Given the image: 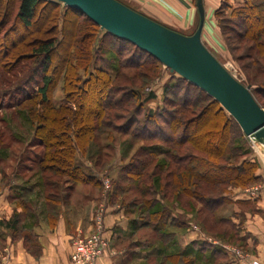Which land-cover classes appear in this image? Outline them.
<instances>
[{
	"label": "trees",
	"instance_id": "obj_1",
	"mask_svg": "<svg viewBox=\"0 0 264 264\" xmlns=\"http://www.w3.org/2000/svg\"><path fill=\"white\" fill-rule=\"evenodd\" d=\"M61 4L54 0H19V21L28 30L39 24V37L23 44L25 38L20 35L18 39L21 43L13 39L11 46L4 45L2 53V59L8 60L5 64L11 70H19L17 74L22 77V80L18 78L21 88L7 96L11 99L14 98L12 94L18 96L16 106L26 109L34 121L36 133L33 144L42 148L43 154L36 156L33 163L39 166L41 172L65 176L81 184H97L96 175L87 174L78 163L77 150L86 152L102 134H106L112 142L115 133L128 135L131 131L133 138L146 143L134 156L128 170L129 179L139 182L135 188L140 197L152 190L142 183L144 178L156 176L155 171L146 172L159 155L184 169L164 174L166 180H173L169 183L175 185L173 194L194 197L203 209L210 210L212 214L229 199L224 196L217 199L206 197L198 191L200 187L194 180L204 183L205 193L211 187L246 188L257 181L258 164L248 158V153L239 144L245 138L243 131L215 99L181 78L187 86L199 90L201 95L192 99L186 92L182 101L166 99L167 107L161 113L149 111L143 119L139 118L143 114L144 101L155 96L151 94L142 101L140 89L135 86L122 89L121 85L116 86L115 83L123 80L127 84H135L136 80L124 70L152 71L159 61L135 45L102 30L80 11L67 6L63 9ZM237 15L240 22L232 29L236 37L240 41L257 42L264 46V4L249 2L244 8L238 9ZM79 17L84 19L83 25L79 24ZM28 33L31 34V31ZM107 40L118 43L120 47L116 52L120 60L119 67L114 69V79L111 68L96 66L101 60L102 49L98 42ZM125 47L132 48L134 61L122 60L127 51ZM107 50L109 52V47ZM61 79L65 98L57 106L51 92ZM248 86H258L259 91L256 93L262 94L264 98V83H249ZM260 90L263 92L260 93ZM257 101L264 108L258 96ZM120 109L127 112V117L114 113ZM121 120L125 121L120 124ZM154 141L157 143H152ZM189 150L200 152L203 157L191 154ZM232 161L235 164H231ZM99 164L100 160L97 166ZM116 189L124 192L120 186H116ZM166 209L164 207L162 211L149 213V219L153 221L151 228L160 234L158 240L163 244L174 242L176 237L175 233L165 231L168 225ZM51 215L56 220V215ZM14 216L12 221L4 223L7 228L17 227L20 215ZM219 220L220 223L224 222ZM131 228L137 231L141 224L133 220ZM23 238L28 250L39 255L41 247L37 238L31 233H25ZM205 245L191 243L173 257L189 264L196 263L199 258L196 257L195 248L199 246V250L207 251ZM189 257L190 260H187ZM202 258L208 256L202 255Z\"/></svg>",
	"mask_w": 264,
	"mask_h": 264
},
{
	"label": "rangeland",
	"instance_id": "obj_2",
	"mask_svg": "<svg viewBox=\"0 0 264 264\" xmlns=\"http://www.w3.org/2000/svg\"><path fill=\"white\" fill-rule=\"evenodd\" d=\"M119 1L134 10L138 9V6L129 0ZM249 2H256L259 5L264 4V0H231L223 3L216 12L209 16L214 24V35L209 34V40L203 35V43L206 47L245 86H248L249 83L255 85L264 83V46L257 42L240 41L232 31L240 22L237 15L238 9L244 8ZM61 5L64 9L65 5ZM18 11L19 0H0V190L3 193L8 191L10 196L17 199L13 216L9 221H1L3 224L1 226L12 221L15 214L20 215L17 227L15 229L11 228L13 240L19 242L24 239L25 233L33 234L41 223L54 226L64 210H70L73 204L77 206L83 199L90 198L96 201L94 206H92L93 204L90 205L93 212L91 215L92 229L88 233L83 231L82 233L87 235L93 231L94 221L99 213L103 214L105 222L110 207L116 212H123L124 217L122 220L125 219V227L127 228L124 229L125 232L123 233L126 237L124 243L121 245L109 243L103 254L97 257L93 264H98L105 255L112 252V249L119 251L125 249L128 253H132V250L138 251L133 255L135 260L129 256L130 258L126 264H189L187 261H180L173 256L174 253H179L182 250L181 236L184 233L193 236L195 232L200 236V243L207 244L205 246L208 247V250L201 251L199 246L195 248L196 257L199 260L201 259V262L195 263L194 261L192 264H213V262L221 261V259L218 260V257H214L218 261H202L204 260L202 255L211 257L212 252L216 253L213 255L221 256L222 259L237 264H242L244 261L250 263L256 261L264 264V260L261 261L263 256L257 253L256 244L251 241V235L244 230V224L247 220L257 226H261L264 222V204L260 205L258 203L260 194L264 190V147H260L251 138L245 136L239 144L242 150L248 153V158L258 164L257 175L259 178L255 183L248 185L246 188L216 186L211 187L205 193L203 192L204 183L194 180L196 181L195 184L200 187L198 191L206 197L217 199L224 196L229 199L213 214L210 210L203 209L194 197L173 194L175 189L173 186L175 185L169 184L173 180L171 178L166 180L164 174L168 171L178 172L184 169H180L174 162L161 155L149 166L146 172L155 171L156 176H152L151 179L144 178L142 183L144 187L152 190L147 195L140 197L135 188L139 182L129 179L128 170L132 165L134 156L146 143L133 138L131 131L128 135L115 133L112 142L108 140L106 134H102L97 142H93L88 147L86 152L77 150L78 163L87 174L96 175L97 184H81L65 176H55L40 171L39 166L33 163L36 156L43 154V149L33 144L36 133L34 121L30 118L26 109L16 106L18 96L12 94L14 97L12 99L7 96L9 93H14L16 89L21 88L18 78L22 80V77L17 74L19 70H11L5 64L8 60L2 59L4 45L11 46L13 39H17L16 43L20 44L21 41L18 39L20 35L25 38L23 44L39 37V32L37 33L39 24H35L34 29L24 28L18 19ZM80 23L84 24L82 17H79ZM60 24L62 25V21ZM69 26L70 24L67 27L69 28ZM196 26L197 23L192 31L185 34H193ZM30 31L32 35L28 33ZM100 35H98L99 39L101 38ZM99 42L98 46L101 45L102 47L100 50L101 60L97 62L96 66L111 68L110 73L114 79L116 75L114 69L119 67L118 61L120 60L119 55L116 53L120 49L119 44L112 43L110 40L103 43L102 41ZM108 47L109 52H107ZM125 48L127 51L123 54L122 60L132 59L134 61L132 48ZM124 73L136 80V83L127 84L123 80H119L115 83L116 86L121 85L122 89L132 86L137 87L140 89L142 101L151 94L155 96L151 100L144 101L143 114L139 115L141 119L149 111L161 113L167 107L166 99L182 101L186 92L192 96V99L201 95L199 90L187 86L183 80H180L181 77L178 74L172 73L170 69L159 62H156L152 71L133 69L124 70ZM63 86L64 82L61 79L51 92L53 102L57 106L65 98ZM257 87L251 86V92L256 100L258 96L264 105L263 95L256 93L259 91ZM261 92L263 91L260 90ZM132 105L134 106V103ZM127 111L130 112L131 109L128 108ZM114 113L127 117V112L125 113L121 109L115 110ZM124 121L121 120L120 124ZM155 151L159 152V150ZM189 152L203 157L200 152L190 150ZM98 160H100V164L97 166ZM231 164H235V162L232 161ZM116 186L122 187L124 192L117 190ZM254 188H258V191L253 195ZM153 192L156 193L153 194ZM113 196L115 197L113 198ZM237 197H243V199H249L252 202L241 204L236 202ZM69 202L73 203L69 204ZM155 202L158 204H155ZM144 203L148 206H145ZM164 207L167 208L168 216L166 217L168 225L165 231L176 234L172 246L171 243L163 244L158 240L160 234L153 232L151 228L153 221L149 219L151 211H162ZM18 208L20 211H18ZM51 214L56 215V220ZM219 219L224 222L220 223ZM133 220L141 224V228L137 231H133L131 228ZM148 224L149 226H145ZM79 231L71 235L70 239L72 248L70 254L71 264H78L72 260V253L75 236ZM169 237H172V235ZM0 245L4 244L0 243ZM24 247L27 250L29 248L25 241ZM213 248H215L214 251ZM206 252L208 254H205ZM186 259L190 260V257ZM84 261L80 264L85 263Z\"/></svg>",
	"mask_w": 264,
	"mask_h": 264
},
{
	"label": "water",
	"instance_id": "obj_3",
	"mask_svg": "<svg viewBox=\"0 0 264 264\" xmlns=\"http://www.w3.org/2000/svg\"><path fill=\"white\" fill-rule=\"evenodd\" d=\"M85 14L107 33L148 53L215 99L244 135L264 146V108L203 43L206 12L196 0L199 23L191 35L174 31L119 0H54Z\"/></svg>",
	"mask_w": 264,
	"mask_h": 264
},
{
	"label": "crops",
	"instance_id": "obj_4",
	"mask_svg": "<svg viewBox=\"0 0 264 264\" xmlns=\"http://www.w3.org/2000/svg\"><path fill=\"white\" fill-rule=\"evenodd\" d=\"M129 1L138 6L136 11L174 31L185 34L188 31H192L196 23L198 26L199 15L196 7V0ZM228 1L231 0H203L206 12V26L203 35L208 40L209 34L214 35L215 32L213 21L209 19V16L216 12L223 3ZM237 198L236 202L245 204H249L251 201H249V199H243V197ZM15 202H17V199L10 196L8 191L3 193L0 190V222L10 220L15 211ZM70 203L73 202H69V204ZM95 203L96 201L90 198L83 199L80 201L79 205L76 206L73 204L70 210H64V213L58 217L54 226L41 223L33 233L41 247L39 255L33 254L24 247V239L15 242L10 228H7L5 225L0 226V243L4 244L0 245V264H71V235L79 230H82L84 233L91 231L92 206H94ZM258 203L260 205H262V203L264 204V190L260 194ZM91 204L93 205L90 206ZM18 211H20L19 208ZM123 217V212H116L110 207L105 225L108 230L107 237L110 238V243L113 245H121L124 243V238H126L123 234L125 232L124 229H127L125 227V219L122 220ZM262 224H264V222ZM262 224L261 226H257L254 223L248 222V220L245 221L244 224V230L251 235L252 243L256 244L257 253L263 256L262 260L260 259L261 261L264 260V229H262L264 226H262ZM188 236L187 233L186 235L184 233L180 238V244L182 246L181 251L185 250L191 243L200 242L199 240H201L199 234H196V232L193 236ZM172 245L173 243H171V246ZM214 250L215 248H213V251ZM131 252L132 253H128L125 249L121 251L112 249V252L105 255L98 264H126L130 257L135 260L133 255L138 251L132 250ZM213 254L216 253L212 252L211 257L213 256V258L208 257L202 261L213 262L217 260L214 259V257H218V260L221 259V261H219L220 264H237ZM139 259L141 260V258ZM197 262H201V260H197ZM219 262H213V264H219Z\"/></svg>",
	"mask_w": 264,
	"mask_h": 264
},
{
	"label": "built area",
	"instance_id": "obj_5",
	"mask_svg": "<svg viewBox=\"0 0 264 264\" xmlns=\"http://www.w3.org/2000/svg\"><path fill=\"white\" fill-rule=\"evenodd\" d=\"M257 191L258 188H254L252 194L254 195ZM94 222V229L90 234L85 235L81 230L75 236L72 260L78 264L83 260H85L83 264H93L95 259L103 254L111 241L110 238L107 237V229L102 213H99ZM242 264L260 263L256 261L252 263L244 261Z\"/></svg>",
	"mask_w": 264,
	"mask_h": 264
},
{
	"label": "bare ground",
	"instance_id": "obj_6",
	"mask_svg": "<svg viewBox=\"0 0 264 264\" xmlns=\"http://www.w3.org/2000/svg\"><path fill=\"white\" fill-rule=\"evenodd\" d=\"M259 147V146H258ZM260 147H262L261 145H260ZM264 147V146H263Z\"/></svg>",
	"mask_w": 264,
	"mask_h": 264
}]
</instances>
